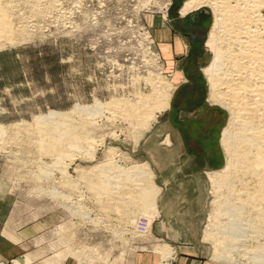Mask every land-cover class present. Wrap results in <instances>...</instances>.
<instances>
[{
  "label": "rangeland",
  "instance_id": "1",
  "mask_svg": "<svg viewBox=\"0 0 264 264\" xmlns=\"http://www.w3.org/2000/svg\"><path fill=\"white\" fill-rule=\"evenodd\" d=\"M187 1L0 0V264L250 263L219 233L234 174L233 166L222 172L230 163L222 135L233 112L214 101L205 74L215 58L214 14L206 5L187 11ZM205 10L199 25L207 35L193 47L175 23L188 27V17ZM166 85L174 108H184L173 125L165 124L171 105L157 109ZM98 102L100 113L82 110ZM196 106L220 116L213 128L220 159L212 173L189 177L191 188L179 192L187 204L167 210L181 254L154 233L166 214L156 156L178 157L179 148L151 136L179 132L185 108ZM147 110L160 112L148 128ZM49 114L60 124L41 123ZM195 153L203 157L197 149L184 154Z\"/></svg>",
  "mask_w": 264,
  "mask_h": 264
},
{
  "label": "bare ground",
  "instance_id": "2",
  "mask_svg": "<svg viewBox=\"0 0 264 264\" xmlns=\"http://www.w3.org/2000/svg\"><path fill=\"white\" fill-rule=\"evenodd\" d=\"M205 5L214 14L208 46L215 54L205 74L214 101L233 112L232 126L225 128L222 135L230 155V163L222 172L233 166L234 174L226 182L228 193L220 205L228 221L224 219L226 226L219 233L226 249L240 247L251 259L248 264H264V0H188L185 9ZM172 86L166 85L157 93L160 111L171 105ZM102 105L98 102L82 110L100 113ZM157 113L160 112L148 111L142 117L146 128L157 120ZM53 115L43 116L41 123L60 124Z\"/></svg>",
  "mask_w": 264,
  "mask_h": 264
},
{
  "label": "crops",
  "instance_id": "3",
  "mask_svg": "<svg viewBox=\"0 0 264 264\" xmlns=\"http://www.w3.org/2000/svg\"><path fill=\"white\" fill-rule=\"evenodd\" d=\"M205 12V11H204ZM204 12H195L191 14L186 20L190 26L185 27L180 23H175L176 29L181 33L186 35L190 39V43L193 47H198L200 44L204 43L205 36L207 35L206 27H200L199 23L203 22V18L207 17V14ZM196 15V17H194ZM198 15V16H197ZM191 64V63H190ZM190 72L191 77L196 81V85L199 83V78L197 77V70ZM190 71V67L188 69ZM195 85V86H196ZM191 85L184 87V91L190 90ZM191 105V104H190ZM184 109L183 107H175L171 104L169 108V117L166 119L165 124L170 123L173 125L175 123V118L178 119V116H182L179 111ZM188 111L187 119L180 124H177V129L179 132H167L161 128L157 133L153 134L151 137H165L162 141H168L171 143L169 147L179 148V156L172 157L169 160H163L158 155L156 156V162L154 166V173L156 175L157 187L161 190L160 200L158 205L162 208L164 207V217L162 223H157L155 225V236L157 238L173 240L176 236L174 233H170L172 230L168 228L166 222L172 221L173 218L167 217L170 212L167 210L169 207L185 205V202L180 196V191L187 190L191 188L192 181H188L189 177H196L201 173H212L213 167L212 164L217 166L219 161L218 147L216 145V134L213 129L216 127L214 121L220 119L219 114L215 110L209 108L203 110L200 106L185 108ZM183 131V133H181ZM216 140V141H215ZM210 147L212 154L209 156L204 155L206 153V148ZM197 149V151L203 155V157L198 156V153L186 155L187 150ZM173 152L176 151L171 149ZM206 150V151H205ZM185 153V154H184ZM203 158V159H202ZM199 160L203 162V166L199 170L192 171V162ZM190 177V178H191ZM196 186H192V189H196ZM166 210V211H165ZM172 213V212H171ZM171 248L176 251V253H183L181 246H178V241H171ZM173 264H207L198 260H190L187 257H182L181 259L173 262Z\"/></svg>",
  "mask_w": 264,
  "mask_h": 264
},
{
  "label": "built area",
  "instance_id": "4",
  "mask_svg": "<svg viewBox=\"0 0 264 264\" xmlns=\"http://www.w3.org/2000/svg\"><path fill=\"white\" fill-rule=\"evenodd\" d=\"M146 230V228L143 229V231Z\"/></svg>",
  "mask_w": 264,
  "mask_h": 264
}]
</instances>
